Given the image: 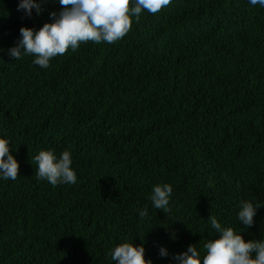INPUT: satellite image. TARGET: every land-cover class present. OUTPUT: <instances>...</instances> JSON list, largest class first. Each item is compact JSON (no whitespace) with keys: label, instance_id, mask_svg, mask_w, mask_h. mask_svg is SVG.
<instances>
[{"label":"trees","instance_id":"1","mask_svg":"<svg viewBox=\"0 0 264 264\" xmlns=\"http://www.w3.org/2000/svg\"><path fill=\"white\" fill-rule=\"evenodd\" d=\"M17 3L0 0V136L19 164L0 180V264H112L132 241L172 264L189 244L203 255L217 236L209 216L264 238V206L250 228L236 220L240 200L264 205V8L171 0L120 40L81 43L44 69L7 49L60 5L43 0L29 18ZM48 149L71 152L76 183L37 180L32 158ZM158 183L172 186L168 213L150 206Z\"/></svg>","mask_w":264,"mask_h":264},{"label":"clouds","instance_id":"2","mask_svg":"<svg viewBox=\"0 0 264 264\" xmlns=\"http://www.w3.org/2000/svg\"><path fill=\"white\" fill-rule=\"evenodd\" d=\"M60 5L59 11H49L50 22H45L38 29L21 26L19 38L14 46L7 49L11 59L19 60L32 56V63L40 68H48L52 58L63 55L71 49L75 51L81 43L112 44L123 38L131 29L133 20L138 21L143 11L158 13L167 7L171 0H55ZM43 0H18L17 11L31 17L42 12ZM253 7L264 8V0H247ZM2 51V49H0ZM10 141L0 136V180H15L18 176V161L9 147ZM36 165L37 180H46L51 185L74 184L77 180L71 167L72 154L64 150L57 156L53 150H40L33 158ZM172 186L168 183L156 184L148 197L150 206L162 213L170 212ZM264 205L240 200L236 220L250 228L258 208ZM140 218L149 216V206L137 210ZM211 229L216 238L203 244V255L194 244H189L185 251L172 254V264H264V238L245 241L241 232L225 226L216 216H209ZM144 236V235H143ZM171 238H175L174 233ZM143 239V238H142ZM142 244L123 242L113 247L108 253L114 264H152L144 257ZM161 257L169 253L163 246L159 248Z\"/></svg>","mask_w":264,"mask_h":264}]
</instances>
